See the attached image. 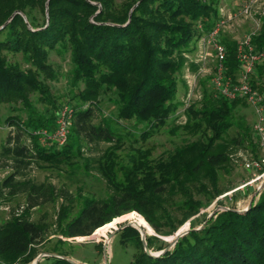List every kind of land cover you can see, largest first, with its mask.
Segmentation results:
<instances>
[{
    "label": "trees",
    "instance_id": "1",
    "mask_svg": "<svg viewBox=\"0 0 264 264\" xmlns=\"http://www.w3.org/2000/svg\"><path fill=\"white\" fill-rule=\"evenodd\" d=\"M214 4L213 0H0V104L18 102L22 110L5 117L14 130H9L1 145V154L11 161V172L1 180L0 190L6 189L9 195L22 192L27 201L21 214H12L0 224V264L20 260L24 264L36 256L32 246L45 230L30 220L29 208L58 196L73 202L67 190L56 191L49 182L27 178L25 170L32 162L69 166L83 160L87 167L86 151L100 143L110 144L97 164L106 194L78 195L74 215L61 225L60 232L74 239L93 231L105 239L122 222L144 233L154 230L170 235L203 207L196 195L212 200L223 192L218 188L217 170L229 161L228 146L251 142L248 125L233 121L237 99L208 95L198 108L190 106L181 127L195 134L205 125L212 133L206 141L175 148L165 160L152 162L149 151H135L124 160L117 153L129 138L144 141L152 136L177 109L179 102L173 98L183 52L213 26L218 15ZM251 41L264 50V17ZM225 46L227 73H232L239 67L235 48ZM52 49L69 51L70 99L76 100L61 146H45L34 133L55 126L57 104L44 82L45 77L58 76L48 62ZM7 53H20L28 68L10 62ZM250 82L264 89V60L255 65ZM32 93L39 102L50 104L49 114L35 104ZM102 94L116 105L115 120L102 113L97 103ZM120 120H133V128ZM232 126L237 136L226 139ZM186 228L187 223L181 230ZM119 234L123 242L140 248L129 264H264V184L246 207L217 209L199 224L192 222L186 233L159 253L144 251L133 225L124 226ZM145 240L152 251L168 245L157 244L155 235ZM46 258L48 264H76L64 254Z\"/></svg>",
    "mask_w": 264,
    "mask_h": 264
},
{
    "label": "rangeland",
    "instance_id": "2",
    "mask_svg": "<svg viewBox=\"0 0 264 264\" xmlns=\"http://www.w3.org/2000/svg\"><path fill=\"white\" fill-rule=\"evenodd\" d=\"M213 1L218 12L216 20L220 17L221 13L228 12L231 14V19L225 20L224 26L221 27L219 32L220 40L226 45L235 48L244 34L248 32L257 34L259 32L262 18L264 17V0H254L247 14H239L238 11L248 4L250 0ZM98 7H100V4H98ZM22 16L24 18V15ZM45 18L47 21V9H45ZM189 46L183 52L184 63L177 73V92L173 98V100L179 102L177 109L170 115L167 123L159 127L146 140L135 141L130 138L127 139L122 147L117 150L120 160H124L128 154L130 156L135 151H139L138 153L149 151V158L152 162L160 159L165 160L169 154L174 152L175 148L191 144L197 140L206 141V137L212 133L205 125L195 134H191L181 127L187 119V110L190 106L198 108L205 96H217L218 94L211 83L215 63L212 49L206 43L200 44L198 38L193 39ZM203 53H208L206 60L201 59V54ZM7 56L10 62H16L24 69L28 68L29 65L24 62L20 53H7ZM48 62H50L51 67L58 74L56 79L44 78V82L49 85L50 98L57 104L56 112L53 110L54 115H56L63 104H69L73 107L76 104L75 99H70L73 92L70 91L69 86L71 63L68 49L64 52L62 50H50ZM227 74L236 78L231 73ZM38 78H42L41 73H38ZM262 91L264 92V89ZM109 95L113 96L112 94ZM30 97L34 99L35 104L39 108L45 111L44 113L49 114L50 111L46 109L51 107L50 104L39 102L36 93L30 94ZM97 103L104 115L110 117L112 120L116 119V105L112 100L108 99L107 94L100 95ZM236 103L233 121L234 123L242 122L248 125L251 132V142L244 141L241 144L228 146L229 161L217 170L218 188L223 190V192L212 200L208 195H196V198L202 201L203 207L198 213L185 221L173 234L160 235L155 233L154 230L153 233L148 234L142 232L138 226L132 224L134 227L140 229V231L138 230L140 239L141 234L145 238L155 235L158 238L157 244H170L174 238L173 235L178 230H181L185 223H187V228H190L192 222L195 225L199 224L204 216L209 217L210 213L221 209V207L235 206L239 209L244 208L256 196L260 189L258 187L262 181L264 184V179H258L251 184L247 183L254 175V172L244 167V163L247 160L264 154V150L259 143V136L253 127L256 121V112L253 106L243 98H238ZM19 107L20 103L18 102L0 104V183L11 172L10 159H5L3 154H1V145L6 138V134L9 130H14L13 126L5 122V117L12 112L22 113ZM51 108L49 110H52ZM119 123L133 128V120H120ZM234 136H237V129L232 126L227 130L225 138L228 139ZM108 145L110 144L100 143L97 147L86 151L85 156L89 160L87 167H85L83 160H77L69 166L65 164L49 165L43 162H32L26 168L27 178L35 182H49L55 187L56 191L60 189L67 190L74 198L73 202L67 203L62 197L58 196L52 201L43 202L29 208L30 220L39 222L45 231L42 239L32 246L37 252L36 256L28 262H24V264H34L39 254L43 255L38 259V264H48L49 259L46 257L57 254L66 255L68 259L76 264H129L139 253V246L134 245L132 242H123L121 240L119 232L122 228L114 234H111L114 230L111 229V231H108L105 239L94 236V231L90 235L77 236L75 239L68 238L60 232L61 225L74 215L79 205L78 195L102 197L106 194L108 189L105 180L98 172L97 164L103 149ZM26 206L27 201L24 193L18 192L9 195L6 189H1L0 224L8 220L12 214H21ZM67 211L68 217L64 215ZM125 223L127 222L117 223L115 228ZM151 252L155 251L151 250ZM11 264H22V260Z\"/></svg>",
    "mask_w": 264,
    "mask_h": 264
},
{
    "label": "built area",
    "instance_id": "3",
    "mask_svg": "<svg viewBox=\"0 0 264 264\" xmlns=\"http://www.w3.org/2000/svg\"><path fill=\"white\" fill-rule=\"evenodd\" d=\"M254 0H250L238 12L247 14ZM231 19L230 13H221L213 26L206 32H203L198 40L200 44H208L215 57L214 71L211 83L216 93L227 99L234 100L243 98L247 103L253 106L256 112V121L253 125L254 130L259 136V143L264 150V92L253 86L250 82V75L255 65L264 59V50H256L252 44L254 32H248L242 36L235 46V58L240 65L239 76L234 78L227 74V49L220 40L219 32L224 26L225 20ZM201 28V25H198ZM208 53L201 54V59L206 60ZM73 108L69 104H63L56 115L55 126L52 130L40 128L34 133L38 140L45 146L51 144L61 146L67 139L70 126L72 124ZM247 170L254 172V175L247 182L251 184L258 179H264V154L249 159L244 163Z\"/></svg>",
    "mask_w": 264,
    "mask_h": 264
},
{
    "label": "water",
    "instance_id": "4",
    "mask_svg": "<svg viewBox=\"0 0 264 264\" xmlns=\"http://www.w3.org/2000/svg\"><path fill=\"white\" fill-rule=\"evenodd\" d=\"M16 12H18V11L13 12V13L9 16V18L4 22V24H5V23H6V22L12 17V15H13L14 13H16ZM4 24H3V25H4ZM1 27H2V26H1ZM262 184H263V181H262V183L260 184V186H259L258 188H260V187L262 186ZM249 203H251V201H250ZM221 209H228V207H221ZM212 213H213V212H212ZM212 213H210L209 216H210ZM126 225H132V223L127 222V223H125V224L119 226L118 228H114V230H113V232H112L111 234H114L116 231H118L120 228H123V227L126 226ZM137 229L140 231L139 228H137ZM189 229H190V228H187V229H185V230H181V231L176 232L175 235H174L173 240L171 241L170 244L167 245L166 248H164V249H162V250H159V251H155V252H151V250L147 247V243H146V240H145V236L141 234V242H142V245H143V249H144V251H145L146 253H148V254H156V253H159V252H161V251H163V250H165V249L171 247V246L177 241V239H178L181 235H183L184 233H186ZM42 255H43V254H39V255L36 257V259H35V263H34V264L37 263L38 259H39ZM67 259H68V258H67ZM68 260H70V259H68ZM70 261H71V260H70ZM71 262H72V261H71Z\"/></svg>",
    "mask_w": 264,
    "mask_h": 264
},
{
    "label": "crops",
    "instance_id": "5",
    "mask_svg": "<svg viewBox=\"0 0 264 264\" xmlns=\"http://www.w3.org/2000/svg\"><path fill=\"white\" fill-rule=\"evenodd\" d=\"M256 50H258V49H256ZM263 60H264V59H263ZM263 60H260L257 64L262 63ZM239 66H240V65H239ZM253 71H254V70H253ZM239 72H240V67H238L236 70H234V72H232L231 74H233V75H235L236 77H238V76H239ZM251 74H253V72H252Z\"/></svg>",
    "mask_w": 264,
    "mask_h": 264
}]
</instances>
